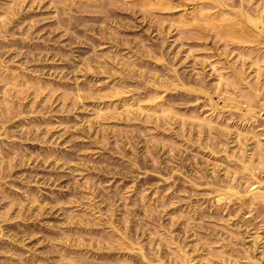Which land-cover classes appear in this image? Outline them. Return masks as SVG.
<instances>
[{
    "label": "rangeland",
    "instance_id": "obj_1",
    "mask_svg": "<svg viewBox=\"0 0 264 264\" xmlns=\"http://www.w3.org/2000/svg\"><path fill=\"white\" fill-rule=\"evenodd\" d=\"M0 264H264V0H0Z\"/></svg>",
    "mask_w": 264,
    "mask_h": 264
}]
</instances>
